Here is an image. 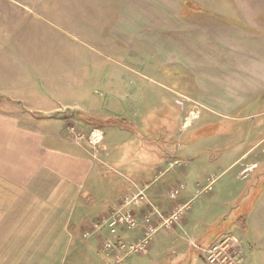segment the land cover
<instances>
[{
  "label": "crops",
  "instance_id": "1",
  "mask_svg": "<svg viewBox=\"0 0 264 264\" xmlns=\"http://www.w3.org/2000/svg\"><path fill=\"white\" fill-rule=\"evenodd\" d=\"M59 1L56 0L57 9ZM71 3L76 15L88 12L87 5L91 3L93 6L89 8L95 11L107 8L106 33L115 34L120 43L129 38L134 40L138 50L150 47L158 66L181 67L183 79L189 81L190 87L183 97L190 102L189 112L199 114V119L203 113L208 119L233 120L254 119L264 114V0H71ZM14 49L13 45L0 46V65L3 56ZM1 68L0 264H112V257L101 251L102 241L107 237L105 232L85 237L92 227L93 220L90 222L87 214L93 207L84 204L83 194L87 187L99 192L96 181L91 183L90 179L105 173L78 147L65 143L69 141L65 138L67 132L60 124L54 133L48 131L47 125L31 120L38 111L24 94L25 90L31 91L30 77L13 80L5 67ZM56 103L60 104L57 100ZM260 106L263 108L259 110ZM53 119L54 123H60L58 118ZM124 121L119 128L128 132L129 121ZM255 129H264V121L255 125ZM262 137L258 143L264 140ZM102 151L104 160L99 164L122 159V156L113 158L118 155L115 150L104 147ZM250 151L242 153L239 160H247ZM170 159L186 161L176 156ZM162 163L157 162L154 175ZM254 166L247 164L237 177L246 180ZM166 170L159 171L164 176L157 181L151 179L152 173L142 165L135 167L133 177L139 179L133 181L140 185L151 179L148 188L151 201L166 214L189 202L194 190L212 180L210 177L206 181L191 180V173L185 169ZM178 183L185 184V191L172 200L167 193ZM109 184L103 193L111 205H105L104 212L121 201H115L118 194L124 196L132 191L131 182L121 185L110 179ZM256 184L250 178L239 190V197L250 193ZM203 206H191L171 229L156 234L145 253L128 264H207L191 241L208 246L226 234L216 231L219 220H210V208ZM135 210L139 215L144 211L141 207ZM83 211L87 214L82 215ZM223 217L227 214L220 215ZM240 222L247 227L246 241H251L249 264L253 258V263L258 260L264 264V257L256 255L264 252V209L245 212ZM141 236L142 226L122 237L136 242ZM235 237L244 251L241 238Z\"/></svg>",
  "mask_w": 264,
  "mask_h": 264
},
{
  "label": "rangeland",
  "instance_id": "2",
  "mask_svg": "<svg viewBox=\"0 0 264 264\" xmlns=\"http://www.w3.org/2000/svg\"><path fill=\"white\" fill-rule=\"evenodd\" d=\"M56 4V0H0V46L15 47L3 56L0 68L5 67L6 74L13 80L30 77L31 91L25 90L24 94L27 102L38 111L31 120L47 125L48 131L54 133L60 124L67 132L65 138L69 141L65 140V143L78 147L105 173L90 179L91 183L96 181L99 192L87 187L88 191L83 194L84 204L93 207L89 208L88 214L86 211L81 213L87 214L90 222L93 220L89 232L95 230V222L100 223L112 213L111 208L105 212L103 209L105 205H111L103 193V189L110 186V179L121 185L131 182L132 189L135 186L144 188L149 196L151 179L160 180L164 175L159 171L168 169L169 162L174 161L170 158L176 156L186 161H182V167L169 170L183 172L185 169L191 173V180L212 179L208 181V184L212 182V191H204L208 184L194 190L189 203L193 207L208 205L210 220H219L216 231L225 233V237L241 238L245 245V263L249 264L252 246L250 248L251 241H246L247 227L242 225L240 218L254 208L255 211L264 209V140L258 143L264 136V129H255V125L264 121V114L254 119L233 120L208 119L203 113L199 119V114L189 112L190 102L183 97L185 89L190 92V87L189 81L183 79L181 67L158 66L150 47L138 50L134 40L129 38V42L120 43L115 34L106 33L107 8L95 11L89 8L93 6L91 3V6L87 5L88 12L76 15L74 9L71 10V0H60L58 9ZM56 100L61 105H57ZM261 108L263 106L259 110ZM50 116L58 118L60 123H54L56 119ZM123 119L129 121L126 123L130 127L128 132L119 128L125 123ZM93 126L97 127L96 133L101 138L96 146L89 141L90 133L95 130ZM104 147L108 151L115 150L116 155L118 152L116 157L113 155L114 159L121 156L122 159L99 164L104 160ZM249 149V161L239 160ZM188 158H192L191 161ZM157 162H163V165L154 175ZM247 164L255 166L248 172L246 180H241L237 175ZM142 165L144 169L146 165L152 174L147 184L140 185L133 181L139 179L133 177L135 167ZM250 178L257 184L240 198L239 190ZM179 184L183 183L175 186ZM111 186L115 187L113 183ZM123 197L118 194L115 201ZM155 205L166 216L174 211L166 214ZM224 213L227 217L220 218ZM134 230L121 228L114 235L105 224L95 233L105 232L107 239L116 240ZM192 242L196 243L195 240ZM213 244L216 242L208 246ZM101 251L110 257L102 248ZM256 255L262 258L264 252ZM138 257L139 253H132L121 264H128ZM253 261L252 264H262Z\"/></svg>",
  "mask_w": 264,
  "mask_h": 264
},
{
  "label": "built area",
  "instance_id": "3",
  "mask_svg": "<svg viewBox=\"0 0 264 264\" xmlns=\"http://www.w3.org/2000/svg\"><path fill=\"white\" fill-rule=\"evenodd\" d=\"M96 131L95 129L89 135V141L94 146L101 140ZM181 166H183L181 160H174L169 162L168 169ZM185 188L184 183L172 187L169 191V198L172 200L178 199ZM204 191H212V182L205 187ZM138 207L144 209L141 215L135 210ZM190 208L191 204L189 202L180 204L171 215L166 216L150 200L144 188L135 186L112 209V213H110L108 218H103L102 221L100 220V223L95 222L94 231L98 232L106 224L110 233L115 235L121 228L136 230L142 226V236L136 242L129 244L121 237H117L116 240L107 238L104 240V244H102L103 251L109 253L115 262L114 264H121L132 253L146 252L153 243L156 233L160 229H171L180 220L186 210ZM89 235L90 233L85 234L86 237ZM192 245L199 250L201 256L208 264H244L245 262L244 251L234 235H227L211 246H201L195 242H192Z\"/></svg>",
  "mask_w": 264,
  "mask_h": 264
},
{
  "label": "trees",
  "instance_id": "4",
  "mask_svg": "<svg viewBox=\"0 0 264 264\" xmlns=\"http://www.w3.org/2000/svg\"><path fill=\"white\" fill-rule=\"evenodd\" d=\"M96 126V125H95Z\"/></svg>",
  "mask_w": 264,
  "mask_h": 264
}]
</instances>
